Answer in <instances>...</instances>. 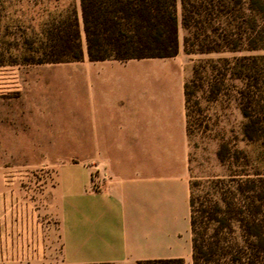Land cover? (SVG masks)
Wrapping results in <instances>:
<instances>
[{"label":"crops","instance_id":"crops-1","mask_svg":"<svg viewBox=\"0 0 264 264\" xmlns=\"http://www.w3.org/2000/svg\"><path fill=\"white\" fill-rule=\"evenodd\" d=\"M53 67L74 71L55 78ZM191 73L180 47L171 57L92 61L85 50L80 61L0 65V154L49 156L0 162V264H193Z\"/></svg>","mask_w":264,"mask_h":264},{"label":"trees","instance_id":"trees-1","mask_svg":"<svg viewBox=\"0 0 264 264\" xmlns=\"http://www.w3.org/2000/svg\"><path fill=\"white\" fill-rule=\"evenodd\" d=\"M60 1H50L53 9L34 37H21L11 45L14 53L7 60L0 57V65L80 61L85 50L92 61L171 57L179 52L180 26L186 32L183 43L188 54L264 49L260 22L264 0H65L61 7ZM258 60L256 55H243L240 61L247 71H235L236 78L255 76L250 67ZM219 82L220 78L214 90ZM186 90L187 83L185 95ZM238 92L247 119L244 134L250 141L260 139L262 121L250 109L255 98L245 87ZM217 157L222 164L235 161L239 151L230 153L223 143ZM244 158L248 161L245 153ZM205 194L200 201L193 191L191 195L193 264H264V176L231 175L229 181L217 177ZM134 264H184V260Z\"/></svg>","mask_w":264,"mask_h":264},{"label":"rangeland","instance_id":"rangeland-1","mask_svg":"<svg viewBox=\"0 0 264 264\" xmlns=\"http://www.w3.org/2000/svg\"><path fill=\"white\" fill-rule=\"evenodd\" d=\"M51 0H0V57L7 60L14 53V45L21 37L33 38L39 23L53 9ZM65 0L60 1L63 6ZM260 22L264 25V14ZM185 30L180 26L179 47L184 53L183 39ZM8 49V50H7ZM256 55L259 60L250 73L255 76L248 79L236 78L235 71H247L240 58L247 54ZM192 73L187 80L186 113L187 129L190 139V169L193 195L197 201L205 200V193L210 181L224 177L229 181L231 175H246L259 172L264 176V49L253 52L218 51L188 54ZM216 67V69H212ZM49 68L48 72L55 78L71 76L74 67ZM219 70V71H218ZM220 72V73H219ZM223 72H226L224 75ZM218 84L219 89H215ZM53 82L55 79H52ZM245 87L254 96L251 112L262 121L261 138L248 140L243 131L247 120L241 111L238 89ZM68 88H57L56 93L64 95ZM217 92V94L215 93ZM252 93V94H251ZM72 91L70 90V97ZM14 140V139H12ZM26 146L27 138L20 139ZM227 144L230 153L239 151V158L227 159L221 163L217 151L221 144ZM21 146V145H20ZM247 157L248 161L244 158ZM53 157V156H52ZM48 155L0 154V162L19 160L47 161ZM51 158V156H50ZM59 160L69 159V155H55ZM33 172V171H32ZM36 172H47L38 170Z\"/></svg>","mask_w":264,"mask_h":264}]
</instances>
